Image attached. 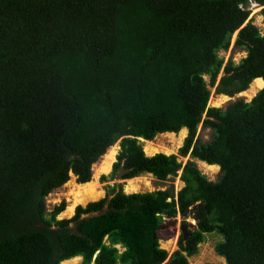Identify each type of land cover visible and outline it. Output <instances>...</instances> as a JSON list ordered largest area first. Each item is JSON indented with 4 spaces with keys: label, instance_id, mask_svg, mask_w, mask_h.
Here are the masks:
<instances>
[{
    "label": "trees",
    "instance_id": "1",
    "mask_svg": "<svg viewBox=\"0 0 264 264\" xmlns=\"http://www.w3.org/2000/svg\"><path fill=\"white\" fill-rule=\"evenodd\" d=\"M251 1L0 0V264H190L214 231L226 264H264V87L250 101L209 105L212 87L234 96L264 79ZM236 32L247 51L239 63L219 54ZM183 128L179 154L219 165V180L178 154L149 156L139 140ZM120 139L115 172L165 181L182 169L184 187L113 186L70 218H59L65 200L49 211L48 195L71 173L91 181ZM179 215L196 229L170 254L161 240Z\"/></svg>",
    "mask_w": 264,
    "mask_h": 264
},
{
    "label": "rangeland",
    "instance_id": "2",
    "mask_svg": "<svg viewBox=\"0 0 264 264\" xmlns=\"http://www.w3.org/2000/svg\"><path fill=\"white\" fill-rule=\"evenodd\" d=\"M247 8L251 10L250 18L253 19V22L259 26L261 32L264 34V15L261 12L263 6L257 3L255 0H253L248 4ZM236 37H237V32L233 36L232 43L229 49L221 50L219 54L220 56L224 57L226 61L232 58L236 63H239L242 58L247 56V51L245 49L235 47ZM205 78L209 82V76H205ZM253 82L251 83L250 87L252 86ZM250 87L247 90H249ZM262 88L256 90L253 94L247 93L248 91L246 90L245 92L238 93L234 96L227 95L228 98L222 99L221 95L224 94H216L215 87H212L211 88L212 95L210 98L209 105L226 108L231 103V101L234 102L239 98H245L247 101H250ZM182 131L183 130L181 129L179 132L160 133L153 140H146L143 138H139V140L142 143L143 149L147 155L152 156L160 152L166 154H178L179 160L182 161L183 164H186L189 160H193L196 162L197 166L201 169V171L207 175L209 180L212 181L219 180L221 177L220 166H218V168H212L209 166L210 164H208L207 162L201 161L196 158H192L190 155L182 156L179 154V149L183 146L184 141L188 135L187 128H185V134L183 135L181 134ZM198 137L201 141L208 142L212 138V130L210 128H205L202 124H200L198 129ZM114 145L117 146L114 159L110 163L109 167L104 169L103 172L100 171L98 174H96V170L99 169V167L102 165L103 163L102 161L105 160V156L110 152L112 146ZM114 145L109 147L106 153L102 155L96 163L93 164V176L91 182L95 179L97 180L98 190L102 192V194L100 193L99 196L92 199L87 198L82 202L80 201L76 202L73 205L74 203L73 200L76 199L75 191L78 190V186L82 183L78 182L77 176L74 173H72L70 180L67 183L55 189L52 193L48 195L46 201L48 210L49 211L52 210L55 205L65 200L67 202V206L66 209L59 215V218L60 219L70 218L75 214L78 205L81 204L86 205L89 202L102 199L103 197L108 195L110 187L113 186L116 187V191L123 189V191L126 193L148 192V191H155L159 189H168V188H173L175 190V193H178V191H180L182 187H184L185 182L181 178L183 172L182 169L179 170V174L177 176L175 177L170 176L165 181L158 179L156 176H154V174L149 172H145L135 177H126V173H124L122 177L116 179L115 176L119 170L115 172L114 169H115V163L118 160L119 152L121 150V139L118 140V142ZM104 175L107 176V179L105 180L103 179ZM71 206H73V209L69 210ZM187 221L188 223H192V224L196 223V221L191 217L188 218ZM183 224L186 223L183 222L182 217L180 215L177 216L176 234L167 239L164 238L161 240V246L167 249L170 254H172L175 250L179 248V240L182 234ZM186 225L188 231L189 229L192 230L196 229V226L190 227L189 224ZM220 240H223V237L221 234H219L216 231L205 233L204 241L199 245L198 253L194 256L189 257L190 264H203L205 262H212L214 264H226L225 258L220 256L215 249L216 244ZM121 249L124 248L121 247ZM81 262H82V257L78 262L76 263L71 262L68 264H81ZM61 264H66V263L62 261Z\"/></svg>",
    "mask_w": 264,
    "mask_h": 264
},
{
    "label": "bare ground",
    "instance_id": "3",
    "mask_svg": "<svg viewBox=\"0 0 264 264\" xmlns=\"http://www.w3.org/2000/svg\"><path fill=\"white\" fill-rule=\"evenodd\" d=\"M264 86V79L259 77V78H256L252 84V86L250 87L249 90H247L249 94H253L256 90L262 88ZM246 91V90H245ZM245 91H242V92H245ZM226 94V93H225ZM221 98L222 99H226L228 98L227 95H221ZM231 99V98H230ZM232 102V101H231ZM224 103V102H223ZM183 131L181 132V134H185V128L182 129ZM117 146H112V149L110 150V152L105 156V160L102 161V165L99 167V169L96 170V174H98L100 171L103 172L104 169H106L107 167H109L110 163L112 162V160L114 159V155H115V151H116V148ZM210 167L212 168H218L219 165H215V164H212V165H209ZM72 175V173H71ZM95 177V176H94ZM137 180V179H136ZM131 184V183H130ZM103 191V190H102ZM100 193L102 194V192H100L98 190V187H97V180H93L92 182L89 181V182H86V183H82L78 186V190L75 191V200L73 205L76 203V202H82L83 200L85 199H92V198H95L97 196L100 195ZM73 209V206H71L69 208V210H72ZM81 259V256H76V257H73L71 259H68V260H64L63 262L68 264V263H71V262H78L79 260Z\"/></svg>",
    "mask_w": 264,
    "mask_h": 264
},
{
    "label": "water",
    "instance_id": "4",
    "mask_svg": "<svg viewBox=\"0 0 264 264\" xmlns=\"http://www.w3.org/2000/svg\"><path fill=\"white\" fill-rule=\"evenodd\" d=\"M130 169H125L124 168V165H122L120 168H119V171L116 173V179H118L119 177H122V175L124 173H127L129 172ZM182 233H184V238L187 239L188 236H189V231L187 229V225L186 224H183V227H182Z\"/></svg>",
    "mask_w": 264,
    "mask_h": 264
}]
</instances>
